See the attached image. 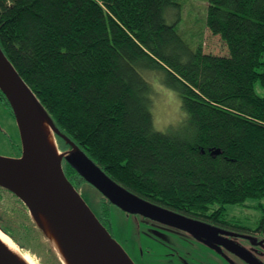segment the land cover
Segmentation results:
<instances>
[{"label": "trees", "instance_id": "16d2710c", "mask_svg": "<svg viewBox=\"0 0 264 264\" xmlns=\"http://www.w3.org/2000/svg\"><path fill=\"white\" fill-rule=\"evenodd\" d=\"M178 5L0 0V49L60 133L117 184L194 220L235 221L225 205L264 197V97L254 90L264 88V0H207L205 26L223 42L222 55L191 49L166 23L165 13ZM146 70L162 73L178 93L186 115L181 134L154 129ZM0 101L12 115L1 92ZM63 165L76 186L84 181ZM100 199L109 229L111 204ZM0 229L21 251L39 258L46 249L61 264L50 246L31 245L33 229L41 232L2 188ZM259 229L264 234V215Z\"/></svg>", "mask_w": 264, "mask_h": 264}, {"label": "water", "instance_id": "95a60500", "mask_svg": "<svg viewBox=\"0 0 264 264\" xmlns=\"http://www.w3.org/2000/svg\"><path fill=\"white\" fill-rule=\"evenodd\" d=\"M0 92L11 109L21 146L20 157L0 156V188L25 206L32 222L49 241L55 254L40 224V215L55 231L71 264H134L66 178L62 169L63 160L111 205L124 213L140 215L185 231L209 247L219 250L223 247L247 264H260L246 248L225 238V235L237 234L150 203L109 178L76 144L60 133L1 49ZM42 120L49 128L52 147L40 131ZM55 136L64 140L70 149L61 152ZM239 237L251 244L257 240L249 235ZM262 243L264 240L256 245ZM0 264L22 263L0 242Z\"/></svg>", "mask_w": 264, "mask_h": 264}, {"label": "rangeland", "instance_id": "374dc122", "mask_svg": "<svg viewBox=\"0 0 264 264\" xmlns=\"http://www.w3.org/2000/svg\"><path fill=\"white\" fill-rule=\"evenodd\" d=\"M177 3L178 6L167 10L165 18L167 24L175 25L183 42L191 49L200 45L205 53H226L220 38L212 35L205 26L207 0H177ZM144 75L152 88L149 94V111L154 129L170 135L181 134L186 125V115L181 108L178 93L164 83L162 73L146 70ZM254 90L257 95L264 97V88L255 84ZM57 146L61 151L60 145ZM20 147L14 118L0 101V156L14 158ZM74 188L91 212L99 217L100 194L85 181H81ZM5 196L11 199L7 193ZM109 209L110 235L131 258H134L131 259L134 264H218L219 260L224 262L221 254L195 240L187 232L140 215L126 214L114 205ZM12 213V216L18 219L14 216L15 212ZM225 215L229 219L239 221L244 227L256 229L264 215V197L249 198L245 200L244 205H225ZM33 231L28 237L33 247L50 246L44 236L38 234L35 229ZM236 241L246 243L252 248L247 239L237 238ZM40 255L39 258L31 255L36 264H41V260L46 264H58L46 249H40ZM233 259L237 264H246L236 256ZM261 260L259 262L264 264V255Z\"/></svg>", "mask_w": 264, "mask_h": 264}, {"label": "flooded vegetation", "instance_id": "af4514ba", "mask_svg": "<svg viewBox=\"0 0 264 264\" xmlns=\"http://www.w3.org/2000/svg\"><path fill=\"white\" fill-rule=\"evenodd\" d=\"M70 148L61 150V152H65L68 151ZM21 154V150L18 152L17 155L14 156V158L20 157ZM63 160H62V169L64 172V165H63ZM65 174V173H64ZM66 176V175H65ZM66 178L69 180V182L75 187V183H73L67 176ZM97 219L100 221L101 224L102 221L100 220V215L99 217H97ZM207 224L214 226L220 230H223L225 232H230V233H234L237 234L238 236H230V235H225V238H228L229 240L233 241L234 243L238 244L239 246H242L244 248H246L248 251L251 252V254L259 261L261 260L262 256L264 255V243L260 244V245H256V243L260 242L261 240H264V234H261V229H259V227H257L256 229H252L249 227H244L240 224L239 221H230V222H225V223H221V224H212L209 222H206ZM107 231L110 233L109 229L104 226ZM241 227L245 229L246 232H241ZM247 229V230H246ZM185 232V231H184ZM111 234V233H110ZM189 234V233H188ZM241 235H249L251 237H255L257 238V240L255 241V244H252V248H249V245H247L246 243H241L236 241L237 238H241L239 236ZM190 236V234H189ZM193 237V236H192ZM244 239L245 238H241ZM196 240V239H195ZM198 241V240H197ZM200 242V241H199ZM202 243V242H200ZM204 244V243H202ZM205 245V244H204ZM207 246V245H206ZM209 247V246H208ZM212 248V247H210ZM212 250L217 251L219 254H221L222 258L224 259V262L222 263L220 260L218 261V264H237L236 261L233 259V257L235 255H233L231 252H229L228 250L224 249L223 247H220L219 249H214L212 248ZM127 253V252H126ZM128 254V253H127ZM129 255V254H128ZM232 256V257H231ZM130 257V255H129ZM237 257V256H236ZM131 258V257H130ZM238 258V257H237ZM132 260H134V258H131ZM242 261V260H241ZM262 261V260H261ZM134 262V261H133ZM243 262V261H242ZM245 263V262H244ZM247 264V263H246ZM261 264V263H260Z\"/></svg>", "mask_w": 264, "mask_h": 264}, {"label": "bare ground", "instance_id": "6f19581e", "mask_svg": "<svg viewBox=\"0 0 264 264\" xmlns=\"http://www.w3.org/2000/svg\"><path fill=\"white\" fill-rule=\"evenodd\" d=\"M40 131L41 133L46 137L47 139V143L52 147L53 146V142L51 139V134L49 131L48 126L46 125V123L42 120L41 121V125H40ZM40 224L43 227V229L45 230L51 245L53 247V249L55 250L56 254L58 255V257L60 258V260L62 261L63 264H71L65 251L63 250L57 235L55 233V231L53 230V228L51 227V225L49 224V222L45 219V217H43L42 215H40ZM0 242L18 259L19 262H21L22 264H36V262L33 260V258L31 257L30 254L21 251L13 242L12 240L6 235L4 234L1 230H0Z\"/></svg>", "mask_w": 264, "mask_h": 264}]
</instances>
